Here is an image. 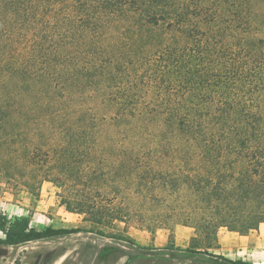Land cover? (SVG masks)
<instances>
[{
    "label": "trees",
    "instance_id": "obj_1",
    "mask_svg": "<svg viewBox=\"0 0 264 264\" xmlns=\"http://www.w3.org/2000/svg\"><path fill=\"white\" fill-rule=\"evenodd\" d=\"M263 102L264 0H0V174L75 172L86 194L63 204L89 225L39 231L0 207V246L127 241L107 229L147 193L182 195L197 236L258 231Z\"/></svg>",
    "mask_w": 264,
    "mask_h": 264
},
{
    "label": "rangeland",
    "instance_id": "obj_2",
    "mask_svg": "<svg viewBox=\"0 0 264 264\" xmlns=\"http://www.w3.org/2000/svg\"><path fill=\"white\" fill-rule=\"evenodd\" d=\"M74 173L52 174L34 188L31 175L11 181L0 174V207L11 219L29 217L39 231L87 228L83 216L68 212L63 204L62 197L86 194L77 193L84 186L73 178ZM146 195L145 202L133 205L138 214L107 229L108 233L125 230L127 241L89 232L66 234L20 246H0V264H231L220 257L264 264V224L247 236L226 228L217 231L216 239L197 236L185 222L192 209L182 195Z\"/></svg>",
    "mask_w": 264,
    "mask_h": 264
}]
</instances>
